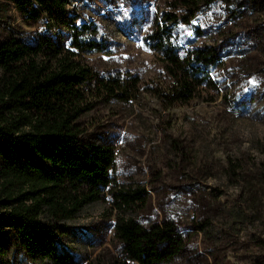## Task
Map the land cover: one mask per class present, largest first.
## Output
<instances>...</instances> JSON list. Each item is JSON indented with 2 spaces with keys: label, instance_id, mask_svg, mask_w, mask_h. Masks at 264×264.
I'll list each match as a JSON object with an SVG mask.
<instances>
[{
  "label": "rangeland",
  "instance_id": "rangeland-1",
  "mask_svg": "<svg viewBox=\"0 0 264 264\" xmlns=\"http://www.w3.org/2000/svg\"><path fill=\"white\" fill-rule=\"evenodd\" d=\"M3 1L11 7L10 27L41 31L52 18L33 3L39 18H24L13 0ZM236 1L176 27L173 38L181 45L220 49L223 64L210 90L167 107L154 91L169 79L147 38L173 12L171 0H65L66 21L92 20L110 42V53L85 57L91 70L101 78L139 79L138 93L127 101L90 100L93 108L79 123L83 140L113 148L112 192L139 191L147 205L135 201L118 210L106 197L85 206L65 223L60 251L85 264L104 262L116 255L118 218L151 224L166 213L189 242L160 264L264 262V0ZM232 7L241 19L226 17ZM3 241L0 264H49L27 259L12 234Z\"/></svg>",
  "mask_w": 264,
  "mask_h": 264
},
{
  "label": "trees",
  "instance_id": "trees-1",
  "mask_svg": "<svg viewBox=\"0 0 264 264\" xmlns=\"http://www.w3.org/2000/svg\"><path fill=\"white\" fill-rule=\"evenodd\" d=\"M24 18H49L41 31L10 27L11 7L0 0V255L12 234L14 244L33 262L85 264L60 251V239L85 206L107 198L122 210L139 201V191L112 192L114 151L107 144L83 140L80 119L93 108L90 100L123 102L138 93V77L101 78L85 62L94 53H110L94 21L65 20V0H13ZM236 0H171L164 18L148 35L150 48L169 84L154 91L167 107L186 105L213 86L212 74L222 67V52L212 46L181 45L174 39L179 24L195 14L208 15L217 4ZM33 3V4H32ZM226 17L241 19V11ZM222 51V49H221ZM177 219L164 213L151 224L118 218L111 259L88 264H160L188 246ZM6 231V233H5ZM61 242V241H60ZM255 264H264L257 261Z\"/></svg>",
  "mask_w": 264,
  "mask_h": 264
}]
</instances>
